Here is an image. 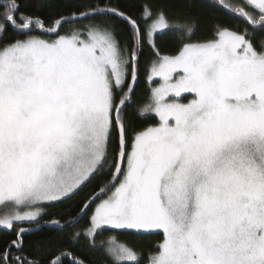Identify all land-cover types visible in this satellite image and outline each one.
I'll list each match as a JSON object with an SVG mask.
<instances>
[{
	"label": "snow or ice",
	"instance_id": "1",
	"mask_svg": "<svg viewBox=\"0 0 264 264\" xmlns=\"http://www.w3.org/2000/svg\"><path fill=\"white\" fill-rule=\"evenodd\" d=\"M211 3L243 30L217 25L193 42L194 22H170L163 6L146 3L136 19L111 0L46 24L21 12V0H0V229L15 231L0 264H40L24 254V234L42 221L65 230L44 219L48 208L106 170L110 180L67 222L90 211L84 235L93 246L98 230L155 231L162 240L147 264H264V0ZM113 18L129 26L130 48ZM170 28L182 46L162 55L155 35ZM145 42L156 56L148 80L159 84L138 115L159 122L130 136L126 110ZM106 251L113 264H141L125 244L110 240ZM65 260L86 264L71 252L49 264Z\"/></svg>",
	"mask_w": 264,
	"mask_h": 264
},
{
	"label": "trees",
	"instance_id": "2",
	"mask_svg": "<svg viewBox=\"0 0 264 264\" xmlns=\"http://www.w3.org/2000/svg\"><path fill=\"white\" fill-rule=\"evenodd\" d=\"M86 2L88 0H44V4L41 7L38 6L41 0H21V12L27 15L39 16L46 24H50L55 18L83 10L82 5ZM111 2L118 5L119 9L128 16L136 19L141 18L143 5L146 3L152 7L153 11L163 6L170 22L177 17L194 22L193 42L211 38L217 25L227 26L234 30H243L245 26L235 15L218 6H212L211 0H111ZM227 2L239 4L241 0H227ZM25 4H27V7H25ZM96 20L106 22L103 17H97ZM88 22L90 21H85V23ZM111 23L115 27L121 46L123 47L127 44L130 48L132 39L129 26L116 18H113ZM140 27L144 30L146 28L145 23L141 22ZM72 28V24H64L62 31L69 32ZM7 35L14 36L15 33L12 29H9ZM181 46L182 34L175 29L155 35V48L162 55H174ZM155 59V50L145 42L139 57L138 79L135 83L133 103L126 110L127 118L132 124V128L129 129L130 136L135 129L155 125L159 122L153 114H148L144 117L138 115L139 109L149 100L150 90L145 77L147 68ZM110 178V173L106 170L94 176L72 200L48 208L44 219H60L61 223L66 225L65 230L61 231L48 227L42 221L39 229L24 234V254L29 258L39 259L40 264H49V260L53 256L64 252L73 253L75 257L83 259L86 264H113L112 258L105 250L106 242L113 239L119 244L132 247L141 254V264H147L148 255L156 249V246L162 240V233L98 230L95 236V245L93 246L89 238L84 235L85 230L90 226V211L74 227H67V222L76 216L83 202L103 187ZM23 226L28 227L29 225L24 224ZM76 233H80V236L73 240L72 238ZM14 238L15 231L8 232L0 229V249ZM64 264H69V261L65 260Z\"/></svg>",
	"mask_w": 264,
	"mask_h": 264
},
{
	"label": "rangeland",
	"instance_id": "3",
	"mask_svg": "<svg viewBox=\"0 0 264 264\" xmlns=\"http://www.w3.org/2000/svg\"><path fill=\"white\" fill-rule=\"evenodd\" d=\"M149 23H150V21H149ZM171 29V28H170ZM170 29H167V30H170ZM167 30H163V31H160V32H157V33H161V32H164V31H167ZM156 33V34H157ZM151 66H152V63L149 65V67L147 68V73H146V79H147V82H148V89L149 90H151V87H155V86H158V84H159V78H156V79H154L152 82H149V80H148V75H149V72H150V68H151ZM154 83H156V84H154ZM154 84V85H153ZM188 99H191V96H188ZM184 102H187V100H185ZM149 114H152V113H149ZM146 115H148V114H146ZM154 115V114H153ZM155 116V115H154ZM157 119H158V117H156ZM158 121H159V119H158ZM95 207V206H94ZM27 224V223H26ZM1 230H3V229H1ZM153 232H155V231H152V232H141V233H153ZM110 240H112V241H114L115 242V240H113V239H110ZM110 240H108L107 242H106V244H105V250H106V246L108 245V242L110 241ZM116 244H119V243H117V242H115ZM107 252V251H106Z\"/></svg>",
	"mask_w": 264,
	"mask_h": 264
}]
</instances>
